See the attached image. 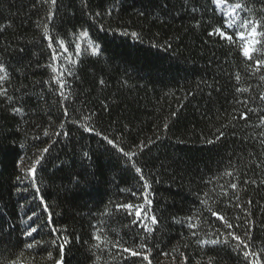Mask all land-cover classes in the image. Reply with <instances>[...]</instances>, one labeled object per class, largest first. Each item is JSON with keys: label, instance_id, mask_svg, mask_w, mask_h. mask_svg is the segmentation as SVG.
Here are the masks:
<instances>
[{"label": "trees", "instance_id": "trees-1", "mask_svg": "<svg viewBox=\"0 0 264 264\" xmlns=\"http://www.w3.org/2000/svg\"><path fill=\"white\" fill-rule=\"evenodd\" d=\"M206 3L208 11L202 7ZM57 4L50 23L47 5L36 0H0V63L8 74L0 88H6L12 97L8 101L0 96V222L5 233L0 249L4 256H11L17 264H53L47 259L48 251L53 259L59 258L50 245L33 250L18 246L29 238L10 228L26 221L33 211L46 219L41 197L53 223L67 227L70 243L63 264H121L113 259L116 249L112 244L121 237V243L127 240L126 247L138 242V237L133 241L128 234L142 229L125 227L131 218L115 213V205L142 202L143 198L131 195L140 188L139 176L124 167L126 158L118 159L111 145L80 125L94 127L125 152L137 153L132 160L151 183L150 214L159 221L152 226L149 244L152 264H237L228 249L198 243L223 239L217 229L226 231L207 208L234 224L237 215L244 216L235 207L231 183H237L235 194L241 208L249 207L248 200L253 202L252 219L258 222L252 233L253 250L260 252L264 248V184H260L264 180V145L257 133L264 129L254 127L259 123L256 115L250 113L248 121L239 119L245 109L233 97L243 100L264 93V81L259 79L264 70L251 75L236 48L207 35L221 26L210 2L190 0L186 8L185 0H57ZM193 6L200 9L194 18ZM249 7L259 10L264 4L252 0ZM96 12L103 15L92 22L89 15ZM45 24L53 46L63 40L67 48V52L59 49L62 54L52 66L75 73L66 77L71 90H65L67 100L52 80L55 73L46 67L51 49L43 36ZM100 24L104 31L98 29ZM85 29L88 37L82 38L79 34ZM97 44L102 52L94 56ZM77 45L81 55L76 54ZM100 79L106 86L99 85ZM234 86L249 88V92L236 93ZM13 106L21 107L23 115H13ZM92 113L95 116L87 119ZM220 132L225 135L217 141ZM37 136L40 139H34ZM208 140L215 142L208 144ZM41 155L35 186H30L24 177ZM225 172L233 175H223ZM80 177L86 183L76 185L74 181ZM248 179L257 183L244 184ZM225 191L228 196L223 195ZM197 197L205 203L200 204ZM188 217L196 225L191 230ZM90 224L99 227V248L91 247L97 242L89 239L94 231ZM234 230L243 234V229ZM33 235L38 240L50 239L46 233ZM165 252L169 255L164 256ZM131 259L135 264H147L140 257Z\"/></svg>", "mask_w": 264, "mask_h": 264}, {"label": "snow or ice", "instance_id": "snow-or-ice-1", "mask_svg": "<svg viewBox=\"0 0 264 264\" xmlns=\"http://www.w3.org/2000/svg\"><path fill=\"white\" fill-rule=\"evenodd\" d=\"M190 0H185L184 7H187V4ZM210 2L212 6V11L214 14L219 15L221 26L213 28L211 31L207 33L209 37H218L219 40L224 41L226 45H230L238 50V54L243 58V62L246 67L251 70V75H256L264 70V8L259 10L254 9L253 7H249V4L252 0H235V2H230V0H207ZM258 3L264 4V0H256ZM37 4L47 5V21L53 22L55 12L53 9L57 8V0H36ZM116 3H119V0H116ZM115 4H113V8ZM205 8V11H208L207 3L202 5ZM200 9L193 6L191 8V13L193 14V18L195 14L199 12ZM112 10L109 9L107 15H111ZM103 14L101 12H96L94 15H89V19L92 22H95L97 18H100ZM200 21H197V27H199ZM39 27V22L37 23ZM55 25H53L54 27ZM100 31H104V27L102 24L98 26ZM126 34V33H122ZM80 37L85 38L88 37V31L82 30L80 32ZM133 37H135L136 33H131ZM44 39L48 41L47 47L51 49V57L50 62L46 65V67L50 68L55 75L52 76V80L59 86V95L63 97L65 100L68 99V96L65 94V90L69 89V84L67 82L66 77L74 76V71L63 68L58 71L57 68L53 67V62H56L58 58L61 56V52L59 49H63L64 52H67V48L64 45L63 40L57 41V46L54 47L52 43V37L48 35V24H45V32L43 34ZM102 52L100 46L97 44L95 48L92 50V55L98 56ZM77 55H81V51L79 45H77ZM0 73H4V75H0V81H4L8 79V74L3 63H0ZM78 79V77H76ZM241 77L239 74L235 76V80L239 83ZM259 79L264 81V75H260ZM99 85L106 86V82L104 79L99 80ZM236 93H245L249 92V88H241L234 86ZM69 91H71L69 89ZM0 96L5 97L6 100L12 101V97L8 95L6 88H0ZM236 100V103L242 104L244 106V111L240 112L239 119L243 121H248L249 114L256 115L259 123L254 125L257 129H264V93H260L258 95H248L245 99L240 100L237 97H233ZM254 105V107L249 106ZM107 107V106H106ZM13 115H23V109L21 107L13 106L11 109ZM64 115H68L67 109L64 110ZM173 116L176 113H172ZM95 116V113H92L91 116L87 117V119H91ZM63 126V125H62ZM83 130L87 133L94 134L96 136H100L104 141H106L107 145H111L113 149L116 150L118 154V159L123 157L126 158L124 160V167L126 169H134V176H139L140 188L136 191H131V195L136 197L137 200L142 199V202L139 204L129 203H119L115 205V213L121 214L125 217H130V225H126L125 227H135L136 229H142L141 231L129 232L128 238L137 241L134 243L133 247H126L124 244L127 243V240H124V243H121L123 237L118 238L115 243L112 244V247L116 249V255L113 256V259H118L121 264L124 261H127L128 264H135V261H132V257H140L143 261H147V264H152L151 260H149V256L151 255L152 248L149 247V244L152 242V234L154 232V228L152 226L157 225L159 221L157 220L154 214H150L152 212V198H151V183L145 177L144 171L141 167L136 166L135 161L132 160V157L136 156L135 152H125L123 148L119 147L115 140L110 139L108 136L103 135L100 132H96L94 127L83 126ZM168 127L167 124L164 126ZM61 133H56V135H60ZM45 136L49 135L47 131L44 133ZM67 135V132L64 133ZM225 135L224 132H220L216 137V140H220ZM259 136V143L264 145V130L257 133ZM34 139H40L39 136L34 137ZM215 141L208 140V144H213ZM22 148L23 145H20ZM141 151L143 147L146 145L140 146ZM44 153L48 152V148L43 149ZM83 155L85 157L88 156L87 152H84ZM42 155L37 157L35 162L32 164L31 168L28 170V174L24 177L25 179H29L30 186H35L36 179V165L41 163ZM223 175L232 176V172H225ZM19 183H22L23 180L21 177L16 178ZM86 183L84 177H80L74 181L76 185L80 183ZM244 184H256L257 181L254 179H248L243 181ZM260 184H264V180L260 181ZM223 187V186H222ZM229 187L233 190V198L237 201L235 204L236 208L241 209L244 212V216L241 217L237 215L235 220L237 223H233L232 219L228 218L225 215L219 214L217 211H214L211 207L207 208V211L211 213V216L216 217L217 220L221 221L222 227L226 230L221 232L220 229H217V232L223 239H214L211 241H203L198 242L201 244H211V245H219L221 248L228 249L231 253L235 255L237 259V264H264L262 261V256H264V248L261 249L260 252L254 251V241H253V230L257 225V221L252 219L251 206L253 204L252 200L247 201V205L249 206L247 209L241 208V204L239 203V195L235 194V190L237 189V183L229 184ZM25 191L28 189L25 188ZM20 191V188H17V192ZM123 192L124 189H121ZM40 193V189L36 188V196ZM207 195V194H205ZM224 196H228V192L225 191L223 193ZM33 197V199L36 198ZM197 200L200 204H204L205 201L200 200L197 197ZM112 201H110L111 203ZM40 203L44 205L43 211L48 213L46 219H41L36 211H33L30 216L27 217L26 221H22L19 226H10L13 232H18L19 235L23 237L29 238L28 240L20 241L19 244H22L23 247L33 250L41 245H50L51 248L59 253L58 259H53L52 251H48L47 259L53 260V264H63L64 258V250L66 245L70 243L67 238V227H60L53 223V215L49 212V207L47 204H44L43 198H40ZM199 211V210H197ZM3 213L0 212V220H2ZM34 217L36 219H34ZM192 217L187 218V227L189 230L196 227V225L191 223ZM242 221V222H241ZM177 223H181V221L177 220ZM90 227L94 230L90 235V240H94L97 243L92 244V248H99L101 242V236L98 234L99 227L98 225H91ZM264 228V225H261ZM234 229H243V234H237ZM47 230V232H46ZM37 235L47 234L50 236L49 240L37 239ZM192 235H196L193 231ZM4 224L0 222V243L3 242L4 238ZM79 239V237H77ZM87 243V241H85ZM154 246L158 247L159 244H155ZM47 250V249H45ZM173 251H177V249H173ZM127 254V255H124ZM164 256H168L169 253H162ZM11 255H15L12 253ZM23 255V252L20 253ZM183 255V253H181ZM91 258V256H90ZM95 259H99V257H95ZM187 257H185V261ZM0 264H17V260L11 259V256L5 257L4 252L0 249ZM199 264V262H197Z\"/></svg>", "mask_w": 264, "mask_h": 264}, {"label": "rangeland", "instance_id": "rangeland-1", "mask_svg": "<svg viewBox=\"0 0 264 264\" xmlns=\"http://www.w3.org/2000/svg\"><path fill=\"white\" fill-rule=\"evenodd\" d=\"M86 46H88L87 47L88 49H90V50L92 49L91 45L86 44Z\"/></svg>", "mask_w": 264, "mask_h": 264}]
</instances>
